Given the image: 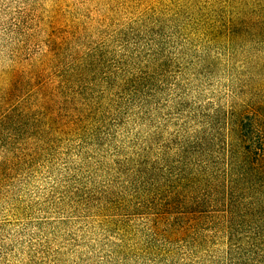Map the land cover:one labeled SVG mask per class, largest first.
Here are the masks:
<instances>
[{"label":"rangeland","instance_id":"rangeland-1","mask_svg":"<svg viewBox=\"0 0 264 264\" xmlns=\"http://www.w3.org/2000/svg\"><path fill=\"white\" fill-rule=\"evenodd\" d=\"M249 118L264 0H0V264H263Z\"/></svg>","mask_w":264,"mask_h":264},{"label":"trees","instance_id":"trees-1","mask_svg":"<svg viewBox=\"0 0 264 264\" xmlns=\"http://www.w3.org/2000/svg\"><path fill=\"white\" fill-rule=\"evenodd\" d=\"M254 122V119L249 118L248 122L246 123V127L241 124L240 136L244 142H247V145H244L243 148L246 149V152H248L251 157V160L248 162V165L250 164V167L245 170V174L250 173L254 178L253 184L256 186L255 192L257 193V196L252 197L253 193L252 195H246L245 191H243L240 196L239 194L237 195L244 200L245 196L246 198L250 199V201H248L247 208L249 206H252L253 208L256 207L258 208L259 212H262V214L256 216L254 212L252 213L249 211H245L244 215H249V219H251L252 222H261V219H264V138L262 135H259V133L257 134V131L256 135L252 131V126ZM235 200L236 199H234V201ZM232 204V200H230L226 203V207H231L233 206ZM245 205L246 202L242 204V206ZM230 238L235 239V243L237 242V238L235 235L230 236ZM246 244L250 249H246L245 252H252L254 255V259L264 264V233L261 231H255L247 235ZM233 250L239 255L242 252L239 245L237 244L234 245Z\"/></svg>","mask_w":264,"mask_h":264}]
</instances>
